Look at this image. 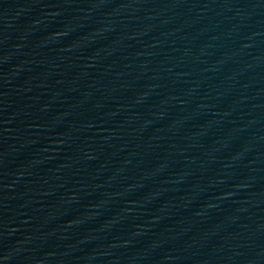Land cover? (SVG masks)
<instances>
[{
	"label": "water",
	"instance_id": "water-1",
	"mask_svg": "<svg viewBox=\"0 0 264 264\" xmlns=\"http://www.w3.org/2000/svg\"><path fill=\"white\" fill-rule=\"evenodd\" d=\"M0 264H264V0H0Z\"/></svg>",
	"mask_w": 264,
	"mask_h": 264
}]
</instances>
